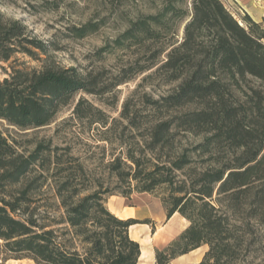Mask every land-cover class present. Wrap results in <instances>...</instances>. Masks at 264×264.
<instances>
[{
	"label": "trees",
	"instance_id": "16d2710c",
	"mask_svg": "<svg viewBox=\"0 0 264 264\" xmlns=\"http://www.w3.org/2000/svg\"><path fill=\"white\" fill-rule=\"evenodd\" d=\"M182 1L166 0L157 13L130 19L113 45L100 49L132 54L110 83L106 69L52 63L55 41L0 10V62L16 53L42 62L12 67L0 79V119L20 129L50 124L79 92L104 94L146 72L143 83L173 85L156 98L146 93L145 111L126 105L113 118L104 131L108 142L116 122L126 124L120 151L101 175L78 157L66 164L50 144L27 154L0 129V264H138L141 245L130 235L138 220L107 204L135 191L156 193L168 219L178 212L189 221L156 250L158 264L203 246L201 260L187 264H252L253 245L264 237V24L249 14L239 19L223 0H192L191 12L176 5ZM174 20L185 22L181 39L178 27L170 30ZM104 22L91 19L68 34L83 38ZM86 101L78 100L74 114L107 127L109 115Z\"/></svg>",
	"mask_w": 264,
	"mask_h": 264
},
{
	"label": "rangeland",
	"instance_id": "374dc122",
	"mask_svg": "<svg viewBox=\"0 0 264 264\" xmlns=\"http://www.w3.org/2000/svg\"><path fill=\"white\" fill-rule=\"evenodd\" d=\"M166 0H0V10L9 16L22 19L38 37L45 41L53 40L60 47L53 51L52 63L62 67L77 66L79 69L93 70L94 72L105 70L103 75L105 83H110L113 73L129 61L131 52L126 49L113 47L112 50L101 52V48L106 43L113 45V39L121 33L129 24V20L144 13H157L162 9ZM232 13L242 19L243 13H237V9L230 0H223ZM58 3L59 6H56ZM181 9L192 10V0H184L176 3ZM93 19L94 21L104 20L101 28L83 38L70 36L69 27L80 25ZM264 24V21L261 22ZM173 31L179 28V37L184 34L185 22L174 20L172 22ZM0 79L9 76L12 67L21 68H41L42 62L33 59L27 54L16 53L8 62H0ZM143 73L125 82L111 91L104 94H91L85 92L77 93L75 100L58 112L54 120L45 126L20 129L0 119V129L6 135L17 141L20 149L29 153L33 151L38 143L50 144L55 153L68 165H75L73 157H78L88 170L98 175L104 173L105 163L110 159L112 153H119L120 144L117 137L120 135L122 127L126 121L116 122V129L109 133L111 142L105 140L104 131L106 128L114 126V119H120V114L127 105L129 109H146L145 94L152 97H159L169 91L172 84H162L159 80L152 83H143V78L147 74ZM143 83V85L141 84ZM87 101L84 106L92 104L97 109H101L109 115L107 127L96 122L91 123L88 118L79 119L74 114V108L79 99ZM114 118V119H113ZM115 128V127H113ZM52 165V171L54 170ZM37 173L47 174L42 168L37 167ZM35 172V173H36ZM50 178L43 187L46 189L52 185ZM120 197L123 195L116 194ZM125 197V196H124ZM110 198V197H109ZM108 198V200H109ZM128 204L135 206L136 219L138 223L130 228L132 237L143 243V238H152L149 246L150 264H158L156 250L164 249L174 238L178 231L187 222L180 216H176L169 224V220L159 216L162 210L161 198L156 193L133 192L127 197ZM163 203V202H162ZM108 204V203H107ZM165 207V206H164ZM172 226L173 231L165 237L162 243L153 240L157 231H162L165 225ZM260 238V236H258ZM162 233H157L155 239H161ZM208 246H203L191 254L172 260L168 264H184L187 262L199 261ZM251 255L252 264H264V237L253 245ZM17 261V262H16ZM3 264H36L31 259H10Z\"/></svg>",
	"mask_w": 264,
	"mask_h": 264
},
{
	"label": "crops",
	"instance_id": "0c3cea01",
	"mask_svg": "<svg viewBox=\"0 0 264 264\" xmlns=\"http://www.w3.org/2000/svg\"><path fill=\"white\" fill-rule=\"evenodd\" d=\"M230 1L236 7L237 13H243V15L249 14L253 18V20H255L256 22H263L264 21V0H230ZM128 200L129 199L127 197H124V196L120 197L118 195H112V196H110V198L108 200V206L114 214H116L117 216H119L121 218H124V219L130 218V217L135 218L136 217V215H135L136 211H133V209L136 207L128 204ZM162 204L163 203L161 202V205ZM176 216H180L182 218V220H185L187 222L178 231V235H179L189 225V221L185 217H183L181 214L176 212L169 220L167 218L166 208L164 207V205H162V210L160 211L159 216L156 218L159 220L165 218V219L169 220V222L167 223V224H169L171 222V220H173ZM167 224L163 227L162 231L155 232L154 237H153L154 241H157L158 243H162L164 241L165 237L168 236V234L172 233L173 227L168 226ZM132 226L130 228H132ZM157 233H162L161 239H155V236ZM132 238L135 239L134 237H132ZM135 240H137V239H135ZM198 249H196V250H198ZM196 250H193L187 254L181 255V256L173 259V260L187 256ZM195 262H198V261H195ZM187 263H190V262H187ZM187 263H184V264H187Z\"/></svg>",
	"mask_w": 264,
	"mask_h": 264
},
{
	"label": "bare ground",
	"instance_id": "6f19581e",
	"mask_svg": "<svg viewBox=\"0 0 264 264\" xmlns=\"http://www.w3.org/2000/svg\"><path fill=\"white\" fill-rule=\"evenodd\" d=\"M151 239H148V238H143V243L141 245V255H140V258H139V261H138V264H150L149 263V258H152L150 256V251H152L150 249L149 251V246L151 244ZM149 259V260H148ZM151 261V260H150ZM17 262V261H16Z\"/></svg>",
	"mask_w": 264,
	"mask_h": 264
}]
</instances>
